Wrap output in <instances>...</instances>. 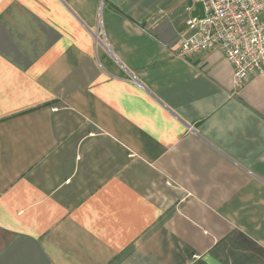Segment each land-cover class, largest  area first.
<instances>
[{"label":"crops","instance_id":"obj_1","mask_svg":"<svg viewBox=\"0 0 264 264\" xmlns=\"http://www.w3.org/2000/svg\"><path fill=\"white\" fill-rule=\"evenodd\" d=\"M197 0H0V264H264V72L177 56Z\"/></svg>","mask_w":264,"mask_h":264},{"label":"built area","instance_id":"obj_2","mask_svg":"<svg viewBox=\"0 0 264 264\" xmlns=\"http://www.w3.org/2000/svg\"><path fill=\"white\" fill-rule=\"evenodd\" d=\"M204 18L189 23L196 32L182 38L177 56L195 57L219 49L232 68L235 88L264 72V0H197Z\"/></svg>","mask_w":264,"mask_h":264},{"label":"water","instance_id":"obj_3","mask_svg":"<svg viewBox=\"0 0 264 264\" xmlns=\"http://www.w3.org/2000/svg\"><path fill=\"white\" fill-rule=\"evenodd\" d=\"M192 15H193L194 18H199V19H203L204 18V7H203L201 2H199L196 5V8L193 11Z\"/></svg>","mask_w":264,"mask_h":264}]
</instances>
